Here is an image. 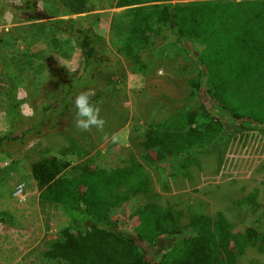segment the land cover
Masks as SVG:
<instances>
[{
    "label": "rangeland",
    "instance_id": "rangeland-1",
    "mask_svg": "<svg viewBox=\"0 0 264 264\" xmlns=\"http://www.w3.org/2000/svg\"><path fill=\"white\" fill-rule=\"evenodd\" d=\"M153 3L94 0L91 9L74 11L64 0H0V53L15 70L19 112L15 121L8 104L11 85L0 60V136L11 131L19 136L0 145V210L11 212L19 222L10 227L0 221V264H69L45 255L62 237L61 231L73 226L63 205L40 198L31 169L47 155L70 162L61 173L67 177L76 176L75 166L86 162L111 169L129 164L132 157L139 160L149 174L150 190L129 195L110 211L127 229L136 230L134 211L146 202L180 212L183 225L192 213L215 216L218 212L234 231L264 222V66L227 84L239 114L234 119L235 112L224 110L207 90L199 60L206 44L200 38L178 42L165 25L148 46L135 54L125 53L132 10ZM56 19L90 28L91 46L104 62L84 72L81 48L69 31L55 24ZM164 34L167 42L159 45ZM83 91L94 93L91 100L99 104L106 120L103 131L76 127L73 102ZM187 112L192 114V126L203 121L218 124L221 136L185 153L146 161L142 143L148 126ZM31 126L33 131L23 134ZM113 135L118 142H111ZM190 233L185 228L173 237H160L152 259L167 254ZM256 262L264 263V254L248 247L237 264Z\"/></svg>",
    "mask_w": 264,
    "mask_h": 264
},
{
    "label": "trees",
    "instance_id": "trees-1",
    "mask_svg": "<svg viewBox=\"0 0 264 264\" xmlns=\"http://www.w3.org/2000/svg\"><path fill=\"white\" fill-rule=\"evenodd\" d=\"M88 1L87 6L86 0H64L74 11L91 9L94 0ZM151 1L156 3L132 10L129 35L124 40L125 53L135 54L148 46L165 25L173 30L178 42L200 38L206 44L199 60L207 90L224 110L236 113L234 119L239 117L226 86L264 66V0H175L176 3L167 5L160 2L171 0ZM54 22L69 31L81 48L84 72L104 62L91 46L90 28H76L71 22L58 19ZM166 38L167 34L162 35L159 45L166 43ZM0 60L11 85L9 111L17 121L15 70L3 53ZM75 80L78 82V77ZM66 97L67 93L61 98L63 103ZM191 115L175 113L169 121L150 124L142 143L144 159L154 163L221 136L218 124L203 121L192 126ZM32 131L31 126L23 134ZM18 137L11 131L0 136V145ZM70 165L56 155H47L32 164L41 200L63 205L73 220V226L64 228L62 237L45 251L49 258L63 259L69 264H237L248 247L264 254V222L245 231H234L221 212L215 216L192 213L183 225L180 212L146 202L134 211L139 222L136 230L124 228L110 211L129 195L150 190L151 180L143 164L134 157L129 164L111 169L86 162L75 166L79 170L76 176H63L62 171ZM119 187H125L126 191H116ZM254 198L251 195L250 200ZM0 221L10 227L19 226L16 217L6 210H0ZM185 228L193 233L183 236L167 254L152 259L156 240L163 235L173 237L183 233ZM144 242L148 245L144 246Z\"/></svg>",
    "mask_w": 264,
    "mask_h": 264
},
{
    "label": "clouds",
    "instance_id": "clouds-1",
    "mask_svg": "<svg viewBox=\"0 0 264 264\" xmlns=\"http://www.w3.org/2000/svg\"><path fill=\"white\" fill-rule=\"evenodd\" d=\"M93 95L94 93L90 91L80 92L75 96L73 102L76 109L75 125L84 132H88L93 128L103 131L106 124V120L100 115L101 108L99 104L93 103L91 100ZM103 138L105 141L109 139L107 135ZM118 141V136H111V142L116 143Z\"/></svg>",
    "mask_w": 264,
    "mask_h": 264
}]
</instances>
